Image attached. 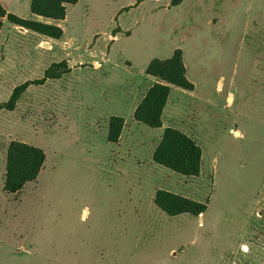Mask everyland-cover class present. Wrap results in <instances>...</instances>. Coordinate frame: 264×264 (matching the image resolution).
Here are the masks:
<instances>
[{
    "label": "rangeland",
    "instance_id": "rangeland-1",
    "mask_svg": "<svg viewBox=\"0 0 264 264\" xmlns=\"http://www.w3.org/2000/svg\"><path fill=\"white\" fill-rule=\"evenodd\" d=\"M170 3L78 0L58 44L4 32L12 48L0 57V103L13 83L42 77L45 62L72 68L0 113V264H264V0ZM175 48L193 89L171 88L162 122L200 146L196 176L155 163L163 128L131 115L146 62ZM114 115L127 120L117 142L107 139ZM11 138L45 160L6 193L1 140ZM159 189L206 209L167 215L153 201Z\"/></svg>",
    "mask_w": 264,
    "mask_h": 264
},
{
    "label": "trees",
    "instance_id": "trees-1",
    "mask_svg": "<svg viewBox=\"0 0 264 264\" xmlns=\"http://www.w3.org/2000/svg\"><path fill=\"white\" fill-rule=\"evenodd\" d=\"M78 0H31L30 11L45 19L59 21L65 18L66 7L75 4ZM183 0H171V5H178ZM26 30L60 39L63 30L53 23H46L17 16L7 12L0 2V29L2 18ZM69 68L65 60L52 62L40 78L26 80L14 86L7 101L0 103V110H13L21 94L29 85H41L47 79L60 78ZM144 72L155 78V82L146 90L144 96L133 111V119L151 128L162 126V113L167 103L171 86L192 90L193 83L186 77L182 51L175 48L172 54L165 59L152 58L146 65ZM124 126V119L120 116H111L108 123L107 139L117 142ZM201 148L187 134L178 128L167 126L163 129L160 139L152 152V160L185 176L199 174L201 165ZM45 160L43 150L20 140H11L6 149L5 172L3 190L6 193L18 192L25 183L34 180ZM154 204L167 215L174 216L180 213L200 215L206 209L202 203L176 193L159 189L153 198Z\"/></svg>",
    "mask_w": 264,
    "mask_h": 264
},
{
    "label": "crops",
    "instance_id": "crops-1",
    "mask_svg": "<svg viewBox=\"0 0 264 264\" xmlns=\"http://www.w3.org/2000/svg\"><path fill=\"white\" fill-rule=\"evenodd\" d=\"M30 1L31 0H23V1H20V0H0V2H1V4H2V6L6 9V11L7 12H11V13H14V14H16L17 16H22V17H25V16H23L20 12H18L19 11V6H21V5H23V8H25V9H28L29 8V6H30ZM15 3H18L17 5H18V7L17 6H13V4H15ZM67 8V7H66ZM29 10H30V8H29ZM30 13H31V11H30ZM32 14V19H34V20H40V21H43V22H47V21H49L50 19H41V16H39V15H36V14H33V13H31ZM43 18V17H42ZM65 18H66V15H65ZM64 18V19H65ZM64 19H62V20H59V21H63ZM52 21H54V20H52ZM59 21H54L55 22V24H57L58 26H60L61 28H62V30H63V34H64V29H63V27H62V25H61V23L59 22ZM13 28H19V29H22L23 31L22 32H24V31H27L25 28H22V27H20V26H16V25H13V24H9V22L6 20V18L4 17V18H2V27H1V29H0V57L3 55V54H5V52L7 51V49L10 51V49L12 48V46H11V41H12V36L10 37V36H8L7 35V33H4L5 31L7 32L8 30H10V29H12V30H14ZM29 31V30H28ZM29 32H31V31H29ZM38 35V40H37V43H36V45L38 44V43H47V44H55V43H57L58 44V40H55V39H53V38H50V37H47V36H43V35H39V34H37ZM36 35V36H37ZM7 36V37H6ZM114 36V35H113ZM9 38V39H8ZM35 45V46H36ZM47 51H50V49H45V51L44 52H47ZM173 52V51H172ZM172 54V53H171ZM38 56H40V58L42 57V55H38ZM183 57V56H182ZM39 58V59H40ZM61 60H65L66 61V64H67V66H68V68L69 69H71L72 68V65H70V63H69V59H61ZM60 60V61H61ZM26 61H28L29 62V59H27V60H25V59H21L20 60V62H18L17 64H15V66H18V65H20V66H23L24 65V63H26ZM55 62H58V61H55ZM149 62V61H148ZM148 62H146V65H147V63ZM36 63H38V62H35L34 61V63L32 64L33 66H35V64ZM52 62H50L49 64H47L46 65V62L45 63H43V64H41L40 65V67H42V72L44 73V71H45V69L51 64ZM146 65L144 66V68H143V73H144V78H145V80H146V85H134V88L132 89V99H133V109H132V112H131V115H133V111H134V109H135V107L137 106V104L140 102V100L142 99V97L144 96V94H145V92H146V90L151 86V84H153L154 82H155V78H153L152 76H149V75H147L145 72H144V69H145V67H146ZM184 66H185V69H186V65H185V63H184ZM5 68H6V66L4 67V69H3V67H1L0 66V73H2L3 71H5ZM26 80H31V78H25L24 80H22L23 82L24 81H26ZM12 85H17V84H12ZM43 85V84H42ZM30 86V85H29ZM28 86V87H29ZM27 87V88H28ZM173 86H171V88H172ZM14 88V87H13ZM12 88V89H13ZM26 88V89H27ZM171 88H170V90H171ZM2 103V102H1ZM5 109H1L0 110V113H2L3 111H4ZM5 111H13V110H5ZM120 117H122L123 118V116H120ZM124 119V124L126 125V122H127V120L125 119V118H123ZM125 127V126H124ZM167 127V126H166ZM161 128H165V126L163 125V122H162V126H161ZM5 133H6V135L8 136V132L7 131H4ZM122 135V134H121ZM120 138H121V136H120ZM119 138V139H120ZM11 140H14V139H9V140H6V139H2L1 140V153H2V155H3V159L5 160V155H6V149H7V145H8V143L11 141ZM20 141H22V140H20Z\"/></svg>",
    "mask_w": 264,
    "mask_h": 264
}]
</instances>
